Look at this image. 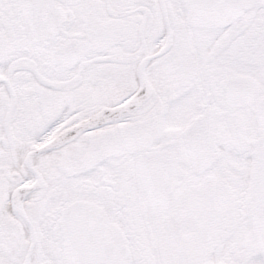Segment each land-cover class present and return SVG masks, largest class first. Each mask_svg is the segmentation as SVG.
Here are the masks:
<instances>
[{
	"label": "snow or ice",
	"instance_id": "obj_1",
	"mask_svg": "<svg viewBox=\"0 0 264 264\" xmlns=\"http://www.w3.org/2000/svg\"><path fill=\"white\" fill-rule=\"evenodd\" d=\"M0 264H264V0H0Z\"/></svg>",
	"mask_w": 264,
	"mask_h": 264
}]
</instances>
